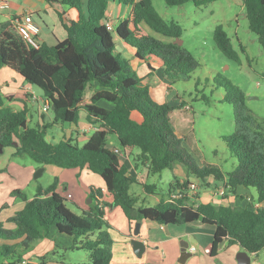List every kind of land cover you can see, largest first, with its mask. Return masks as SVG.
I'll return each instance as SVG.
<instances>
[{
	"label": "trees",
	"instance_id": "16d2710c",
	"mask_svg": "<svg viewBox=\"0 0 264 264\" xmlns=\"http://www.w3.org/2000/svg\"><path fill=\"white\" fill-rule=\"evenodd\" d=\"M45 1L55 10L67 38L55 45L41 42L38 48H32L15 26L0 23V69L7 67L27 83L41 88L51 101L53 120L31 126L28 108L15 110L6 105L9 96L2 93L0 86V148L13 147L15 155L29 156L40 164L78 169V177L82 170L88 169L104 180L111 202L104 209L93 201L77 214L66 205L68 198L57 192V178L48 187H39L32 198L15 190L24 206L8 219L14 228H5L0 222V264H21L22 254L48 237L53 228L74 237L73 248L88 250L89 264H112L114 239L109 232L107 211L114 207L121 208L130 223L146 219L163 225L201 221L215 226L213 242L206 250L211 257L218 255L221 243L238 245L250 254L263 250L264 127L248 108L244 92L228 79H218L219 85L226 89L223 100L233 105L235 130L223 140L237 158V165L230 171L205 161L199 166L182 148L183 138L171 126L170 114L182 103L155 102L150 76H140L135 65L140 60L152 71L160 70L169 88L177 80L189 78L199 62L176 42L182 33L180 25L166 20L152 0H119L131 11L113 29L105 23L111 0ZM165 1L169 6H181L188 1L201 6L215 0ZM242 2L249 28L264 47V0ZM68 9L77 11V19L70 18ZM147 28L169 40L157 38ZM115 39L135 51L131 59L122 58ZM214 40L227 58L240 61L222 25L216 27ZM94 87L96 90L85 109L87 118L98 123L97 129L81 146L71 136L50 141L47 138L50 125L79 123L80 104ZM113 137L121 148L139 149V160L148 166L150 174H159L181 163L199 180L201 187L223 184L226 197L237 194L240 187H253L257 198L241 205L212 201L192 204L184 196L173 201L162 198L152 206L138 205V198L130 192L138 178L128 174L119 154L111 148ZM191 181L176 178L170 184V191H187ZM155 187L144 184L147 193H154ZM97 193L103 195L97 189L91 191V197L95 199ZM36 264H49V259L43 255Z\"/></svg>",
	"mask_w": 264,
	"mask_h": 264
},
{
	"label": "rangeland",
	"instance_id": "374dc122",
	"mask_svg": "<svg viewBox=\"0 0 264 264\" xmlns=\"http://www.w3.org/2000/svg\"><path fill=\"white\" fill-rule=\"evenodd\" d=\"M152 1L158 12L166 20L177 22L180 25L182 33L176 41L187 48L199 62L189 78H181L174 82L171 86L170 95H166L165 86H161L159 75L149 78L153 99L157 103L170 102L171 104H178L181 100V107L173 110L170 116L172 128L177 129L183 138L182 148L192 156L199 166L203 165V161H205L219 165L224 171H230L237 165L238 160L229 151L223 137L234 133V111L233 105L223 100L226 89L219 85L218 79L226 78L244 92L248 108L264 127V47L258 42L256 34L249 28L244 7L235 0H215L201 6L196 5L193 1H188L181 6H169L165 0ZM111 2L113 3V0ZM118 5L125 10L126 18L129 17L131 8L121 3ZM34 17L36 20H41L37 13L34 14ZM118 23L119 20L116 17L114 25L117 26ZM218 25H222L229 34L234 48L239 53L240 61L227 58L217 47L214 32ZM148 31L163 41L169 40L168 37L156 34L151 29ZM111 33L113 37L116 36L114 31ZM114 42L116 50L120 51V44L116 39ZM120 54L122 58H126L122 52ZM9 75H15L17 81L12 80L8 77ZM6 81L11 82L16 88L25 83L21 76L14 74L7 67L0 73V84ZM33 89H35L39 99L34 98L27 103L31 126L49 122V118H53L51 109L48 112L43 111L46 100L43 90L35 85ZM7 90L5 89V91ZM95 90L96 87L87 93L80 104L79 127L82 124H87V122L91 123L92 126H99L93 119L87 118L85 109L86 103L90 101ZM19 93V96H22L21 92ZM11 100L12 102H10ZM17 101L14 96H11L6 104L15 109H23L22 103ZM100 104L106 105L105 102H100ZM63 126L68 128L69 124L65 123ZM52 130L55 131V138H51L47 134L50 141L58 142L67 136H64L65 131L62 130L60 124L50 125L48 133ZM91 133L90 131L87 135H91ZM77 138L78 136L75 137V140L78 144L83 145L85 139L77 140ZM56 169V166L40 164L29 156L15 155L13 147H6L0 153V210L3 211L1 218L4 220L7 218L6 216L19 209L18 205L21 198L14 193L15 190H20L27 197H34L39 187H48L54 182L56 176L60 180L57 185V192H60L66 199L68 198L65 203L73 212L81 214L91 197L89 187L85 186L82 178H78L76 170L63 168L58 173ZM176 178H189L192 181H199L194 175L187 172L183 164L176 163L174 168L165 169L161 173L151 176L148 183H155L159 195L165 196L170 184ZM142 189L141 184L137 182L132 184L131 190L134 194L135 192H142ZM249 189L255 195V188L250 187ZM148 198L149 200L152 199L151 196ZM2 224L5 222L3 221ZM182 240L194 244L196 246L195 255L209 259L210 264H230L227 259H234L235 264H239L237 256L241 248L238 245L228 246L226 244L225 246L228 248H220L219 253L221 255L219 257H211L204 250L202 244L194 238L185 237ZM130 245L132 244L130 243ZM55 250L57 251V249ZM58 251L59 253L54 254L53 252L46 255L50 261L55 260L53 264H64L62 262L64 259L70 264H88L89 251L86 249L68 253L60 249ZM153 251L160 255L159 249L149 246L146 256ZM24 254L22 257L25 256ZM115 256L117 257V255ZM250 257L251 261L248 264H264V249L257 256L253 254ZM2 260L4 261L3 258ZM113 260L112 264H122L118 260L115 261V257ZM135 260L142 261L144 258L135 257Z\"/></svg>",
	"mask_w": 264,
	"mask_h": 264
},
{
	"label": "crops",
	"instance_id": "0c3cea01",
	"mask_svg": "<svg viewBox=\"0 0 264 264\" xmlns=\"http://www.w3.org/2000/svg\"><path fill=\"white\" fill-rule=\"evenodd\" d=\"M235 1H237L239 4L243 6L242 0H235ZM8 2H9L8 8L0 9V17H1L0 23H8L14 26L13 20L15 18H22L25 14L31 13L35 23H37L41 27V32L38 36V40L40 43L44 42L49 45H55L58 41L67 38L68 33L66 29L59 20L55 10L45 0H8ZM118 3L119 1L117 2V0H113V3H111L110 5V8L108 10V15L106 18L107 20L113 21V25L116 17L119 21L126 18L125 10L123 8L121 9ZM68 12L72 20L77 19V11L75 9H68ZM35 13L39 15L41 20L35 19L34 17ZM114 27L116 26L114 25ZM117 42L120 44L119 52H122L126 58L131 59L134 56L135 51L129 48L128 46H126L124 43L120 42L119 40H117ZM135 65H137V71L140 76L146 77L149 75L151 78L152 76L159 75V78L161 80V86H165L166 95H170L171 87L170 88L167 87L168 83L163 78L162 72L160 70L152 71L146 65V63L140 60H137L135 62ZM5 68L6 67L0 69V73L3 70H5ZM12 72L20 76L17 72L15 71ZM8 77L12 78V80H14L15 82L17 81V77H15V75H11V76L9 75ZM24 82L25 83L22 86H19L18 88L14 87L12 83L9 81L0 84V86L2 88V93L4 95H8L9 97L14 96V98L18 100L17 102L22 103V107H27V103L33 100L34 96H38V95L36 94L35 89H33L34 85L27 83L26 81ZM4 87H6L5 89L8 90L5 91ZM19 92H21L22 96H19L20 95ZM176 98L179 99L178 97ZM10 102H12V100ZM105 106H110V104L106 103ZM185 107L186 105L184 106V108ZM15 110H19V109H15ZM28 119L30 122L29 116ZM49 120L51 121L53 120V118H49ZM56 124L57 125L60 124V126H62V130L65 131L64 136L65 135L71 136L74 139L76 136H78L77 140H79L80 138H84L85 139L84 143L91 136L87 134L90 131L92 133L93 131H95L92 129V127L96 128V126H92V124L89 122H87V124H82L80 127L78 124L77 125L69 124L68 128H65L63 126L65 125V123H55L53 125ZM174 130L181 137L177 129ZM47 134H49L51 138H55V131L52 130ZM112 145L122 150V154L119 155L121 164L125 165L128 168L129 175H134L138 178L137 183L141 184L143 187L142 192L139 193L135 192V194L131 190L132 185L130 188L131 194H133L138 198V205L152 206L158 204L162 198H166V199L169 198V196L174 192V191L171 192L170 188L168 192L165 194V196L164 195L160 196L159 192L157 191V185L155 183H148V180L150 179L151 176H153V174H150L148 166L142 164L141 161L139 160V156H138L139 151H136L137 148H130V147L121 148L115 137L111 139L110 146ZM52 166H56V165H52ZM56 167H57L56 171L58 173H60L61 172L60 170L63 169L58 166ZM74 170H76V175L78 176V169H74ZM79 177L80 179L81 178L83 179L85 186L89 187L90 191H95L97 189H101L103 191L102 197L105 201V205L108 202H111V196L108 193L107 189L105 188V182L100 175L95 174L88 169H84L81 171ZM56 178L59 179L58 176H56ZM144 184H155L156 185V187L154 188L155 192L147 193L144 189ZM213 185L214 183H212L209 186L201 187L199 202L212 201L218 204L226 203L232 205H239V204L241 205V204H245L249 200H252V198L254 199L257 198V192L254 195L251 189L246 187H240L237 190V194L231 195L230 198L222 200L221 197L216 195L214 196L215 193L214 190L216 189V187L212 188ZM58 193L61 194L60 192ZM149 196H151L152 199L149 200L148 198ZM241 196L244 197L242 200L239 199ZM28 198H32V197H28ZM93 201L97 202L96 195H95V199L90 197L88 204H90ZM18 206H19L18 210L23 208L24 201L20 199V204ZM107 212H108L107 221L111 225V228H109V232L114 238L113 257H115V261L118 260V262L122 264H131L132 261H133L132 264H210L209 259H204L202 256L195 255L196 248L195 251L193 252L190 251L191 246L196 247L194 244H190L189 241L188 242L184 241L185 243L188 244V246L187 249L183 251L181 242L183 241L182 238L185 237L194 238L195 240H197L199 243L202 244L204 250L206 251L207 248L213 242L215 226L204 224L201 221H195L192 223H185V224L163 225L158 222L145 219L141 221V227L138 238L142 239L145 242L147 248L144 255L140 258L134 253L133 247L132 245H130V240L134 238V229L136 223H130L121 208L114 207L113 209L108 210ZM14 213L10 214L9 216H6L7 218L3 220V218H1L3 215V211L0 210V222L1 223H3V221L5 222V224H3L5 228L12 229L15 227V225L12 222H9L8 220L11 216L14 215ZM11 244H15V242H11ZM74 244H75L74 237L60 232L57 228H53L48 237L34 243V247L30 251L24 254L25 256L22 257V261H28V264H36L40 261L41 256L49 255L50 253L53 252L54 254L59 253L58 251L59 249L64 250L66 253L70 251L73 252L75 250H81L78 248H73ZM225 245L226 244L224 243L221 248H228V246L226 247ZM149 246H153L154 248L159 249L160 255H157V253L153 251L152 253H149L146 256V252ZM55 249H57V251ZM186 251L189 254H187ZM240 251H242V249H240ZM115 255H117V257ZM220 255L221 253L218 252L217 256L219 257ZM252 255L253 254H250V256ZM255 255L257 256L258 253ZM135 257L139 259L144 258V260L136 261ZM219 260L221 263H223L221 259ZM227 260L230 262V264H235L234 259H227ZM4 261L7 262L6 260ZM62 262L64 264H70V262L66 261L65 259ZM53 263H55L54 259H52L51 261L49 260V264H53ZM88 264H89V260H88Z\"/></svg>",
	"mask_w": 264,
	"mask_h": 264
},
{
	"label": "built area",
	"instance_id": "2783aa9c",
	"mask_svg": "<svg viewBox=\"0 0 264 264\" xmlns=\"http://www.w3.org/2000/svg\"><path fill=\"white\" fill-rule=\"evenodd\" d=\"M9 7V2L8 0H0V9H6ZM14 26L17 29V31L19 32V34L23 37V39L25 40V42L27 43V45L29 47L32 48H38L39 47V40H38V36L41 32V27L35 23V21L33 20V17L31 15V13H27L25 14L22 18H15L13 20ZM106 26L110 29L114 28L113 25V21L110 20H106ZM39 99V97H35ZM42 99V98H41ZM46 100L44 101V105H43V111L44 112H48L51 109V101L47 98H45ZM93 130H96V128L92 127ZM111 148L118 153L119 155L122 154V150L118 147L115 146H111ZM200 183L199 181H191L190 187L187 191H174L167 200L169 201H173L175 199H179L182 198L184 196H187L189 198V203L192 204H198L200 201ZM214 196H219L222 198V200L228 199L230 198V196L226 197V188L224 187L223 184H220L219 186L216 187V189L214 190ZM96 199L97 202L99 203L100 207H103L104 209H106L105 206V201L102 197V195L100 194H96ZM259 204L257 203L256 206H258ZM190 251L193 252L195 251V247L191 246L190 247ZM22 264H28V261H22Z\"/></svg>",
	"mask_w": 264,
	"mask_h": 264
},
{
	"label": "water",
	"instance_id": "95a60500",
	"mask_svg": "<svg viewBox=\"0 0 264 264\" xmlns=\"http://www.w3.org/2000/svg\"><path fill=\"white\" fill-rule=\"evenodd\" d=\"M2 151H3V149L0 148V153ZM140 227H141V222H137L136 226H135V229H134V238L131 239L130 243L132 244L134 253L138 257L141 258L144 255L147 247H146L145 242L142 239L138 238V235H139V232H140ZM223 244L224 243H221L220 246L222 247ZM181 245H182V250L185 251L187 249L188 244L185 243L184 241H182ZM186 253L189 254L187 251H186ZM237 258H238L239 264H248L251 261L250 253L245 251V250L240 251L238 253Z\"/></svg>",
	"mask_w": 264,
	"mask_h": 264
}]
</instances>
